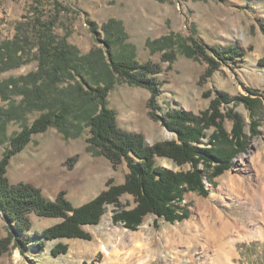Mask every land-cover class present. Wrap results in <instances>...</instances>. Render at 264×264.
<instances>
[{
  "label": "rangeland",
  "instance_id": "obj_1",
  "mask_svg": "<svg viewBox=\"0 0 264 264\" xmlns=\"http://www.w3.org/2000/svg\"><path fill=\"white\" fill-rule=\"evenodd\" d=\"M43 2L45 0H0V44L14 40L23 49L17 64L0 62V85L39 72L43 42L51 50L52 46H59L65 40L82 55L108 47L117 58L132 55L142 62L159 63L163 70L159 76L162 93L155 111L159 116L166 114L169 108L200 116L211 109L216 97L225 93L231 98L250 96L263 108L253 112L251 109L258 106L251 108L244 101L235 102L236 99L217 106L223 114V119L218 122L230 138H234L239 129L229 116V110L234 109L243 123L240 124L241 140L246 141V149L229 162L212 159L207 164L209 168L201 162L194 168L192 162L179 165L168 157L157 158L162 168L185 172L198 170L203 175L209 193L204 196L187 191L184 198L178 200L177 212H189L183 221L171 222L149 212L142 217L137 230H130L123 221L114 220L116 212L133 210L138 204L132 193H126L118 203L107 205L99 224L84 226L90 239L53 240L43 248L36 240L16 242L10 244L0 263L213 264L214 257L227 250L232 253L230 264H264V237L246 232L257 225L248 213L257 209L264 198V0ZM111 20L121 22L119 40H116V34L109 37L104 29ZM49 21H54L49 32L51 35L40 33L41 23ZM193 41L204 46H238L243 55L227 63L220 60L217 69H213L202 56L192 54ZM205 51L214 57L209 48L205 47ZM169 52L174 54L173 61L165 58ZM5 66L9 68L4 69ZM45 66L36 81L25 83L22 80L27 93L22 91L25 89L13 88L0 105V121L5 120L0 132V159L16 133L32 124L44 111L52 109L42 107L41 103L40 106L32 105L31 102L46 97L36 91L38 86L45 87L49 93L47 97L60 100L61 97H72L74 86L80 81L85 86L88 82L105 83L104 62L103 68L97 67L92 72L81 69L84 70L80 71L82 77L77 70L66 69L50 89L48 85L53 82L48 74L52 73V68L49 63ZM211 68L213 72L208 73ZM99 72L102 74H97ZM150 97L149 89L130 85L116 76L108 100L117 111L119 126L141 134L149 146L165 141L181 143L176 131L165 126L160 118L151 116ZM79 110V103L73 105L69 120L62 129L52 126L45 132L34 134L32 141L11 159L8 176L13 183H31L53 200L60 192H65L76 207L92 201L113 186L126 183L130 172L127 163L115 166L90 144V128L86 119L79 117ZM254 118L260 121L257 133L251 134ZM207 131L208 135L198 144L201 147L208 145L213 133L219 132L216 126ZM222 164H227V168L216 174L215 170ZM260 211H263L262 207ZM219 215H223L221 217L229 225L219 227L218 237L214 240L207 233V224L210 219H216L220 226ZM62 220L33 214L30 232H42ZM246 224H249L247 229ZM9 227L0 210V240L9 236ZM58 242L68 244L69 249L67 253L54 256L51 249Z\"/></svg>",
  "mask_w": 264,
  "mask_h": 264
},
{
  "label": "trees",
  "instance_id": "obj_2",
  "mask_svg": "<svg viewBox=\"0 0 264 264\" xmlns=\"http://www.w3.org/2000/svg\"><path fill=\"white\" fill-rule=\"evenodd\" d=\"M50 0H45L47 3ZM43 2V3H45ZM45 7V4L43 5ZM54 21L41 23L40 33L49 32ZM121 22L113 21L105 24V31L110 37L116 34L117 39L121 38ZM117 30V31H115ZM95 31V29H94ZM111 45L109 40H106ZM194 42V41H193ZM205 47L213 52H206ZM21 46L14 40L0 44V62L4 65L17 64L22 52ZM43 60L41 70L30 77H22L19 80H7L3 86L0 85V105L8 97L9 90L13 88L25 89V83L28 80L36 81V78L45 71V64L49 63L52 73L48 74L53 82L48 87H54L57 79L66 71L86 70L91 72L97 67H102L105 62V83L95 82L85 86L83 83L76 82L72 97L67 99L61 97L60 100L47 97L49 94L45 87L38 86L36 91L46 97L40 98L37 102H31L34 106H41L51 110L44 111L32 124L25 125L23 129L16 133L10 140V146L5 150L0 159V210L3 211L10 227L9 236L0 240V258L9 250L10 244L16 242L28 243L37 241L39 247L43 248L48 241L60 240L65 238H87L91 236L84 229L86 225L99 224L102 215L107 210V205L118 203L120 197L126 193H132L138 203L133 210H121L116 212L114 220L123 221L125 227L130 230H137L142 217L149 212L158 216H164L171 222L183 221L189 216L186 210L179 214L178 200L184 198L187 191L197 192L206 196L209 192L205 188L203 175L198 170L174 171L172 169L162 168L157 163L158 157H168L175 163L183 165L186 162H192L194 168L199 163L207 165L212 159L229 162L234 156L245 150L246 141L241 140L242 119L236 111L229 110V116L235 120V127L239 130L230 138L223 129L218 120L223 119V114L217 109L222 102H245L248 107L255 112L256 109L263 108V105L250 96L241 98H231L226 93L216 97L212 101L211 109L203 112L200 116L190 111H182L176 108H169L166 114L158 115L155 111L158 109L157 100L161 95L160 74L162 67L154 61L142 62L135 56L117 58L106 48L103 50H93L88 54L82 55L74 46H69L64 40L61 44L52 46L51 50L43 42L41 48ZM207 60L213 69H217L220 60L227 63L230 59H236L243 55V51L238 46H228L226 48L215 46H204L198 41L194 42L193 52ZM217 57V58H216ZM165 58L173 61L174 54L169 52ZM216 58V59H215ZM264 63V60L262 61ZM9 67H4L7 69ZM212 68L208 73L213 72ZM84 69V70H81ZM101 75L102 73H97ZM124 79L130 85L145 87L150 90L151 97L149 105L152 108L151 116L163 121L164 125L177 132L179 140L165 141L155 143L149 146L145 138L139 134L127 131L118 124V114L116 109L110 106L108 97L115 86V77ZM23 80V81H22ZM90 80H93L92 78ZM51 89V88H50ZM26 92L27 90H22ZM28 92V91H27ZM26 92V93H27ZM76 94V95H75ZM28 96V94H27ZM54 98V97H53ZM80 104L78 111L79 117L86 119L87 126L90 128V137L88 141L91 145L97 147L115 166L127 163L130 169L127 175L126 183L113 186L103 191L92 201L82 205L75 206L66 196L65 192H60L56 199H49L40 188L31 183L18 182L13 183L8 176V167L11 159L21 152L31 141L33 135L47 131L50 127L56 126L62 129L68 122V115L73 110V105ZM54 107V108H53ZM10 113V112H9ZM260 119L254 118L251 123V134L257 133V125ZM0 132L5 126V120L0 121ZM216 126L219 132L210 136V142L205 147L198 144L208 135V129ZM206 167V168H207ZM227 168V164H222L215 170L219 174ZM37 214L42 217H60L62 222L49 227L42 232L35 231L31 234L32 215ZM14 229L16 232L12 231ZM68 244L58 242L52 249L54 256L61 253H67ZM1 264V263H0Z\"/></svg>",
  "mask_w": 264,
  "mask_h": 264
},
{
  "label": "bare ground",
  "instance_id": "obj_3",
  "mask_svg": "<svg viewBox=\"0 0 264 264\" xmlns=\"http://www.w3.org/2000/svg\"><path fill=\"white\" fill-rule=\"evenodd\" d=\"M170 135H172L171 133H170ZM169 135V136H170ZM253 193V192H252ZM258 193V192H257ZM260 194V193H259ZM262 194H264L263 192H262ZM250 195V194H249ZM255 195V194H254ZM213 197V196H212ZM250 199V198H249ZM260 199V198H259ZM252 202H254V199H253V197H251V199H250ZM261 207H262V212L260 211V209H261ZM248 215L249 216H252L251 218H253V220L255 221V223L257 224L256 225V227H251L250 229H247V228H249V224H246V225H244V227L246 226V229H247V233H248V235H259V236H261V237H264V198L263 199H261V202H260V206L257 208V209H254L253 211H251V212H249L248 213ZM220 217L221 216H223V215H219ZM248 216V217H249ZM221 222H222V224L219 226L218 225V222H217V220L215 219V220H209L208 221V224H207V226H208V231L209 232H207V233H209V234H211L210 235V238L212 237V239H216V237H218L217 235H216V232H217V230H218V228L220 227L221 228V226L222 227H225V226H227V225H229V223L228 222H226V221H224V218L223 217H221ZM231 223V222H230ZM259 223V224H258ZM209 242H211V241H209ZM213 242V241H212ZM222 250V249H221ZM231 257H232V253H230V252H228L227 250H222V251H220V253L218 254V255H216L215 257H214V263L213 264H230V262H231ZM119 264H121V263H119ZM132 264V263H131Z\"/></svg>",
  "mask_w": 264,
  "mask_h": 264
}]
</instances>
